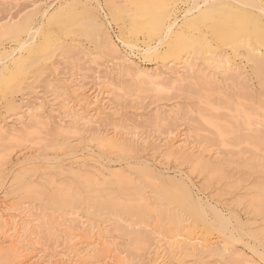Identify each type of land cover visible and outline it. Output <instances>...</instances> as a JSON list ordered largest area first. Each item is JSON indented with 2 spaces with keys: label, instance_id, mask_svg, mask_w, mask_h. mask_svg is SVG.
I'll list each match as a JSON object with an SVG mask.
<instances>
[{
  "label": "rangeland",
  "instance_id": "rangeland-1",
  "mask_svg": "<svg viewBox=\"0 0 264 264\" xmlns=\"http://www.w3.org/2000/svg\"><path fill=\"white\" fill-rule=\"evenodd\" d=\"M161 1L164 0H98V5L91 1L89 7L79 0H0V25L22 23L31 15L32 23L37 21L43 26L42 32L34 39V45H42L37 52L18 48L26 33H20L19 36L8 33L0 37V57L3 51L13 50L5 61V58L0 60V123L8 130L0 143V204L2 207L22 205L27 210L31 207L27 212L28 217L23 216L22 221H30L27 231L31 230L30 233L39 236L33 240L49 248L62 245L60 219H65L66 224H73V215L69 213L77 212L81 217L86 215L95 225L104 227L109 244L106 250L113 245L129 264H145L146 252L153 247L155 240L176 228L171 221L172 215L176 214L189 229L195 228L200 235L209 236L212 240L217 236L219 245L226 247L227 251L220 254L216 250L215 254L210 255L171 254L166 257L164 264H244L237 253L251 255L249 249L259 252L263 256L260 262L264 264V199L258 205L253 203V198L260 196L264 189V149L245 142L250 137L251 125L264 119V85L253 69L254 64L249 59L250 53L245 45L254 43L260 48L262 45L256 41L250 42L253 39L245 35H241L235 44L228 45L210 31V20L203 21L201 14L191 9L189 14L190 1L166 0L173 6V31L147 57L142 51L154 47L161 39L162 29L157 24L159 9L155 5ZM260 1L264 7V0ZM199 3L202 4L201 1ZM141 4L150 6L146 9ZM110 5L120 9V18L110 14ZM37 8L39 11L34 12ZM150 8L153 9L149 11ZM247 8L260 16L264 24V12L258 11L262 16L257 13V9ZM44 10L45 16L40 18ZM137 10L139 13L136 15ZM92 11L101 26L100 32H90L86 28V22L93 18ZM195 23L196 28L193 27ZM141 26L142 29L145 27L142 31ZM104 33L117 44L119 51L95 47L96 40L93 39ZM210 54L224 56L229 64L240 67L243 72L241 78L236 81L231 75L226 81L218 75L222 82L217 90L190 77L183 83L158 81L147 85L148 82L138 80L132 70L121 66L127 65L122 56L149 69H163L191 55L204 67V57ZM149 72L152 74L153 70ZM49 82L54 83L57 91L48 87ZM80 85L82 89L76 90ZM242 85H247L244 90ZM157 86L161 90L156 89ZM97 90L101 92V102L105 101L108 106L96 119L101 133L104 132L102 136L105 134L108 137L113 134L110 133L113 128L118 130L122 126L137 140L132 142L126 138L127 141L123 142L125 139L122 138L123 141L118 140L122 145L117 143L111 147H100L92 140L94 136L89 135L94 129L81 127L87 129L75 132L71 127L72 114L65 111L63 104L68 101L75 104L81 95H85L91 103L92 95ZM25 99L31 101V108L37 105V100L46 104L42 109L44 120L39 118V121L44 122L29 124L24 120L30 127L26 130L19 126L15 115ZM97 111L94 109L91 112L96 114ZM57 112L68 117L64 118ZM59 119L63 120L60 123L63 124L62 128H58ZM209 121L226 126L221 136H218L214 124ZM238 123L244 126L240 128ZM237 128L238 131L241 129L240 132L235 130ZM173 135L172 142L175 145L181 144L182 138L186 136L196 147L200 143L203 147H198V150L202 149L203 153L199 151L205 162L203 160V163L196 164L195 161L174 155H164V148H157L156 145L163 144ZM235 136L243 138L237 140ZM205 137H208L209 142ZM75 160L77 163H74ZM82 163L87 170L82 168L81 173L74 172L75 166ZM145 166L151 168L152 175L139 173ZM110 171L128 177V185H121L117 189L109 183L112 179ZM182 172L189 177L190 182L188 178L184 181L192 198L207 199L216 205L228 217L227 225L231 231L222 233L217 229L220 226L210 210L205 214L207 221L217 228L208 227V224L190 216L183 205L171 202L164 189L184 199L180 190L170 184L182 179L179 176ZM48 178H52V182ZM31 182L33 184L30 186ZM61 186H69L70 191L78 194L72 207L59 209L55 206L53 193ZM121 188L124 190L121 191ZM139 190L147 202L158 205L157 208L165 210L166 215H146L139 221L135 216L109 209L95 201L98 195L105 197L106 193H113L124 201L126 197H134ZM46 221H52L55 229L51 230ZM72 233L71 242L87 238L79 230H73ZM144 234L147 241L136 248L137 239ZM1 247L0 253L3 254L0 264H16L19 258L6 248L1 250ZM105 248L101 249V253L106 252Z\"/></svg>",
  "mask_w": 264,
  "mask_h": 264
},
{
  "label": "bare ground",
  "instance_id": "bare-ground-1",
  "mask_svg": "<svg viewBox=\"0 0 264 264\" xmlns=\"http://www.w3.org/2000/svg\"><path fill=\"white\" fill-rule=\"evenodd\" d=\"M79 1L85 5H88V6L91 4L90 3L91 1L92 2L95 1V5L96 4L98 5V0H79ZM106 1H108V0H106ZM186 1H190V3H191V5L189 7V14L191 13L190 12V9H191L192 12H197L198 14H201V19L203 21L206 19L210 20L209 21L210 22V24H209L210 31H212V33H214L218 37V39L223 41L224 43H226L228 45L229 44L233 45L237 42L238 38L241 35H245V36H248L249 38L253 39L250 42L256 41V43H259L260 45H262L261 46L262 48H260V46H258V47L254 46L253 45L254 43L253 44L247 43L245 46L247 47V52L250 53L249 59L254 64L253 69L257 73V75L259 77H261V80H262L261 82L264 85V24H263L260 16L254 15L253 14L254 11L252 13L247 8V6H250V7H252V8H250L252 10L257 9V13H258V11L264 12V7H263L261 1L260 0H186ZM200 1L202 4L199 3ZM157 3H155V5H158L157 9H159V14H158L159 18H158L157 24L162 29V32H161L162 35H161V39L159 40V42L154 47H152V48L147 47L146 49H144V51H142V54H144L146 56L150 55L151 52L155 51L158 44L160 42H162V40L164 41V38L166 36L168 37V34L173 31V27L175 24V21H173L171 19V15L173 14V6H171V4L168 3V1H166V0L161 1L158 4ZM150 4H149V6H150ZM145 5H142V6H145ZM35 6L36 5H34V7ZM110 6H111V7H109L110 14H114L115 16L120 18L121 17L120 9L114 8V5H113V7H112V5H110ZM149 6L147 5V6H145V8L149 7ZM86 8H88V7L86 6ZM154 8H156V6ZM202 8H204L203 11L201 10ZM92 9H90V10H92ZM152 9L150 8L149 11ZM38 11H39V9L37 8V9H35L34 12H38ZM45 13H46L45 10L42 11L40 13V18H43L45 16ZM137 13H139V11L136 12V15H137ZM91 14H92L93 18L86 22V28H88L87 30H90V32L91 31L92 32H100L101 26H100V24H98V22H96V17H95L96 14L94 15V11H92ZM259 15H262V14L260 13ZM146 16H147V14H146ZM132 18H134V16H132ZM136 18H138V17L136 16ZM151 20H153V19H151ZM31 21H32V16L30 15L27 17L26 21H24L22 23L11 22V23H6L4 25H0V37L5 35V34H8V33H10V34L14 33L17 36H19L20 33H26L25 38L21 42L19 40L20 44L18 45V48L19 49H21V48L29 49V50H31V52H37V50L41 49L42 45L41 44H35L34 45V41H35L34 39L39 32H42L41 30H42L43 26L40 25L39 22H37V21L33 22V23ZM145 22L146 21H144V23ZM149 24H147V25H149ZM198 24H200V23H198ZM150 25H152V24H150ZM198 26H200V25H198ZM142 27L143 26H141V29H140L141 31L145 28L144 27L142 29ZM190 27H192V26H190ZM193 27L196 28V23ZM134 28L132 30L136 29V28L135 29ZM149 29H150V27H149ZM158 32H159V30H158ZM154 35H155V33H154ZM182 38H183V36H182ZM205 38H206V36H205ZM245 39H247V38H245ZM46 40H47V38H46ZM93 40H96L95 41V47L102 48V49L106 48V49L111 50V52L119 51L117 44L111 39V37L107 33H104L103 36H100V37L97 36ZM170 48H171V46H170ZM172 49H174V48H172ZM11 52H13V50L7 51V52L3 51V53L1 54V57H0V60L3 61V58H5L4 59V61H5L6 57L12 55ZM207 56H206L207 58L204 57L205 58V61L203 62L204 67H201L203 65H201V62L199 63V61L196 57L191 58V55H190V58L185 56L181 60H179L178 62L174 63L173 65L170 64L167 67H163V69L161 67H158V68L155 67L153 69L152 68L149 69V68L143 67L141 65H138L137 63H134L133 61H130L127 58H125L124 56H122V60H124V62H126L127 65H121V66L125 67V68H129L130 70H132L133 74H135V76L138 78V80H142L141 82L147 81L148 82V83H146L147 85H150L149 82H158V81H167V82L173 83V84L183 83L184 80H186L187 78L189 79V77H190V78H195V80L203 83L204 85H210L213 90H217V88H219L218 85H220V83L222 82L219 80L218 75H221L222 80L228 79L229 76H231V75L234 76V80H236V81H237V79L239 80L241 78L240 75L243 73L242 71H240L241 68L234 66L232 64H229L230 62L227 59H225L224 56L220 57V56L215 55V54H210V56L209 55H207ZM28 58L31 59V57H28ZM19 61L20 60H18V62ZM35 61H36V59H35ZM30 62H33V61H30ZM1 64H4V62L3 63L1 62ZM24 64H25V62H24ZM22 66H23V64H22ZM150 70H153L152 74H150V72H149ZM255 72H253V73H255ZM14 82L16 83V81H14ZM51 82H53V81H51ZM51 82H49L50 84L48 83L49 84L48 87L51 86L53 88V90H55L57 87H55L54 83L52 84ZM13 85H14V83H13ZM246 86L242 85L241 88L244 90V88H246ZM0 87H2V84H0ZM82 87L83 86L80 85V86L76 87L75 89L76 90L79 89V91H80V89H82ZM84 88L86 89V87H84ZM143 88L144 87L142 86L141 89H143ZM156 89L161 90L160 87H158V86L156 87ZM76 90H74V91H76ZM55 91H57V90H55ZM81 92H82V90H81ZM72 93H75V92H72ZM79 94H80V92H79ZM100 94H101L100 91L94 93V95H92L91 103L88 100H86L85 95H81V98H79V96H78L79 99L77 100V102L75 104H73L74 102L72 103L70 101L65 102L63 104L65 111H69L72 114V115H70L72 117L69 116L71 118V120L70 119L69 120L72 121L71 124H73V126L71 124L70 125H71V127H73L75 129V132L77 133L79 131V129H82L81 127H87V128L92 129V130L94 129L93 133L91 131L92 134H89V135L94 136V138H92V140H94L98 144V146L100 145V147H111V146L117 145V143H119L118 140L121 141L122 138H123V140L125 139V141L122 140L123 142H126L127 140H131V141L137 140V139H135L134 135H132L127 130L122 128V126H121V128L119 127L120 129H118V130L113 128L112 131L110 132V133H113L112 135H109L107 137V136H105V134H103L104 136H102V133H104V132L101 133V129L99 128V126H97L98 124L96 123V119L99 117V115L101 113L104 112L105 109H108L107 108L108 106L105 105V103H104L105 101L101 102L103 98L100 99V97H101ZM58 95H60L59 92H58ZM75 96H76V94H75ZM35 99H38V98H35ZM219 100H220V98H219ZM41 101L42 100H37L38 103L34 108L33 107L31 108V106H29V105H31V101H29L27 99H25L23 101V105L20 106V110L15 114V115H17L16 120L18 121V124H20L19 126H21L22 128H24L26 130L27 128H30L28 126V124H26V123L29 122V124H32V123L34 124V122L36 123L37 121H39V118H41L42 114H43L42 109L46 105V104L43 105V101H42V103H41ZM94 109H96V110L98 109L96 114L91 112ZM53 111H55V110H53ZM201 112H203V111H201ZM57 114L62 115L59 112H57ZM203 114H204V112H203ZM62 116L65 118L66 115L63 114ZM43 117H42V120H44ZM63 117H61V118H63ZM66 117H68V116H66ZM219 117H220V115H219ZM247 117H248V115H247ZM247 119L248 118H246V120ZM24 120H27L26 123L24 122ZM211 120L214 121V119H211ZM41 121H39V123ZM62 121L63 120L59 119V121L57 123L58 128H62L63 124H60V123H62ZM70 121H69V123H70ZM213 121H209V122L214 124L213 126L215 127V129H214L215 132H218L219 135L218 134L217 135L221 136L223 134V130L226 126H223L221 124L220 125L215 124ZM42 122H44V121H42ZM247 122H249V121L247 120ZM46 123H44V124L46 125ZM48 124H49V122H48ZM230 125H231V123H230ZM248 125H250V124H248ZM243 126H240V124L238 125V127H240V128ZM251 126H253V127L250 128L249 136L252 138L249 137L248 140H245V142H249V144L251 143L254 146L257 145V146H259V148L261 146L262 149H264V119L261 122L260 121L255 122ZM235 127H237V126L235 125ZM87 128H85V129H87ZM6 129L7 128H4V126L0 123V143L2 142L3 137L5 136L4 134L8 131ZM85 129H82V130H85ZM60 130L65 131V133L68 132V131H66V129L65 130L60 129ZM235 130L238 131V128ZM240 130L241 129H239L238 132H240ZM69 132H71V131H69ZM174 137H175L174 135L168 137L166 142H164L163 144H160V145H156V147L157 148L163 147L164 148L163 154L166 156L174 155V156L181 158V159H187L189 161H195L196 164L203 163L202 161L204 160L203 159L204 156L200 153V151L202 152V149L201 150L199 149L200 151L198 150V147H203L202 145H200V143H198L199 145L196 147L192 142H189L187 140L188 137L186 136V137L182 138L184 140L181 142V144L175 145L172 142V140H174ZM79 138H80V135H79ZM79 138H77V139H79ZM126 138H127V140H126ZM205 138L208 139V137H205ZM240 138H243V137L235 136V139H237V140H240ZM21 139H19V140H21ZM66 141H67V139H66ZM75 141L77 142V140H75ZM210 141H211V139H210ZM208 142H209V139H208ZM120 145H122V144H120ZM195 148H196V150H194ZM153 149H155V148H153ZM205 151H208V149H206ZM211 156L212 155H210V158H211ZM253 157L254 156H252V158ZM258 157H260V156H258ZM261 158L262 157H260V159ZM1 162L2 161H1V157H0V166L2 165ZM75 162L77 163L76 160L74 161V163ZM204 162H205V160H204ZM71 165H72V163H71ZM82 165H83V163L78 165V166H75L74 172H80L81 173L80 170H82V168H83ZM199 166H201V165H199ZM205 166L206 165H204V167ZM202 167H203V165H202ZM71 168H73V167H71ZM150 169L148 168V166H145V168L139 170V173L140 174L142 173L145 175H152V172ZM84 170H87V168ZM98 170H95V171L97 172ZM84 172H86V171H84ZM109 174L112 177V179L109 181V183L114 184L116 186V188L117 187L119 188L121 185L127 184V178L128 177L126 178L125 176H119V175H116V173L113 174L111 171L109 172ZM179 176L182 179H180L179 181H172L170 184L175 189L180 190V192L184 196V199H182L183 197L182 198L178 197L173 191H171L169 189H164L165 193L167 194V196L169 197L171 202H175V205H176V203L179 204V206H180V204L183 205V207L185 208V211L190 216L194 217L195 219H197L199 221L204 222L205 224H208L207 225L208 227L213 226V227L217 228L215 225L208 223V221H207L205 214H206L207 210H210L213 214V217L215 218L214 220L216 222H218V224L220 226L217 229H220V231L222 233H225V231H228V232L231 231L228 229V225H229L228 224L229 223L228 217H226L222 213V211H220L217 208V206L213 205L209 200H207V199L203 200L200 197L193 199L192 196L190 195L189 191H188L189 188H187L185 181H184V179L186 180V178H188L187 180H189V177L185 173L180 174ZM49 180L52 182V178H50ZM128 180H130V179L128 178ZM189 182H190V180H189ZM88 183L91 185V181H89V179H88ZM32 184H33L32 182H31V184L29 183L30 186ZM263 188L264 187L262 185V189ZM135 189H137V188H135ZM120 190L123 191L124 189L122 190V188H121ZM139 191L140 192L136 193V195L133 193L135 195V196L133 195L134 197H132V196H131L132 198L126 197V199L124 201L119 200L118 197L113 193H106L105 197H104V195L103 196L98 195L97 199L95 201L99 205L106 206L109 209L119 210V211L123 212L124 214L135 216L136 218L139 219V221L142 220L143 217L146 215L160 216L161 213L163 215H166L165 210L161 211V209L157 208L158 205H156L155 203L150 204L149 202H147L146 201L147 199H144L142 196L143 195L142 191L141 190H139ZM95 192H97V191L95 190ZM125 192H126V189H125ZM96 194H98V192ZM130 194H132V193H130ZM121 196H122V194H121ZM77 199H78V194L70 191L69 186L58 187L55 190V192L53 193V197H52V200L54 201L55 206L59 209H62L65 207L66 208L72 207L73 204L75 203V200H77ZM263 199H264V189H263L260 196L258 195V197L253 198V203L254 204L260 203ZM50 202H51V204H53L52 201H50ZM20 204H21V202H20ZM5 206H7V205H5ZM30 208H29V210H30ZM29 210L25 209L24 206L22 208V205H20V207L19 206H17V207H2L0 204V244L4 245V243H5L4 247H3V245H2V247L1 246L0 247H1V250L3 248H6L7 250H9L13 254H15V256L17 258H19V260L16 261V264H129L128 262L125 261V256L121 255V252L120 251L118 252L116 250V248L113 247L112 244H111L112 247L107 248V250H106L105 247L108 246L109 244L107 245L104 227H102L101 225H95L86 215H85L86 217L85 216L81 217L79 214H77V212L69 213V214L73 215V220H74L73 224H71V223L66 224L65 219H60L59 226H62V229H63L62 233L60 234L62 236V245H57L54 248H49V247L44 246L41 243L40 244L37 243L36 241L33 240L34 238L38 239L39 236H37V233L35 235H33V232L30 233L31 230L29 232L27 231V230H29L28 228L30 227L29 226L30 221H27V222L22 221L23 216L28 217L29 214L27 215V212ZM67 214H68V212H67ZM41 221L43 222V220H41ZM171 221L173 222V225L176 228H173V230H168L166 232L167 234L163 238H157L155 240L153 247L146 252L147 254L145 256V258H146L145 264H164L166 261V257L170 256L171 254L181 255L184 253V254H189V255H191V254L202 255L205 253V254L210 255V254H215L216 250H218L220 254L222 251L223 252L227 251L226 247L219 245V240L217 239L218 238L217 236L214 237L215 240H212L213 238H210L209 236L205 237L203 235H200V233H198V231L195 230V228L189 229L186 226V224L183 223L184 221L181 218H179L176 214L172 215ZM46 224L48 225V227H50L51 230L54 228L52 221H51V223L47 222ZM73 230H79L80 233H83L84 236H87L86 240L71 242ZM152 232L154 233L155 231H152ZM31 234L33 235V237L31 236ZM51 235H52V233H51ZM146 239H147V236L145 234L141 235V237L139 239H137L138 242L135 245L136 248L139 247L138 245L144 244L147 241ZM102 248H105L106 252L101 253ZM249 250H251V252H252V253L250 252L251 255H247L244 252H238L237 257L241 258L242 261L244 262V264H261L260 261H261V258L263 256L259 252H257L255 249L254 250L249 249ZM11 252H9V253H11ZM1 254H3V253H0V256H2ZM4 255H3V257H4ZM233 255H234V253H233ZM0 258H2V257H0ZM1 260L2 259H0V261ZM4 261L5 260L3 259V262ZM201 264H203V263H201Z\"/></svg>",
  "mask_w": 264,
  "mask_h": 264
}]
</instances>
